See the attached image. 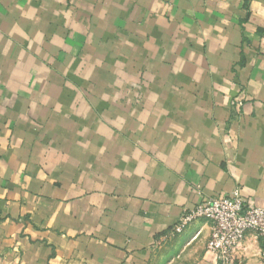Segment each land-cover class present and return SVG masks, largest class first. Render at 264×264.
I'll use <instances>...</instances> for the list:
<instances>
[{"label":"crops","instance_id":"crops-1","mask_svg":"<svg viewBox=\"0 0 264 264\" xmlns=\"http://www.w3.org/2000/svg\"><path fill=\"white\" fill-rule=\"evenodd\" d=\"M236 188L264 207V0H0V264H217L171 229Z\"/></svg>","mask_w":264,"mask_h":264},{"label":"built area","instance_id":"built-area-1","mask_svg":"<svg viewBox=\"0 0 264 264\" xmlns=\"http://www.w3.org/2000/svg\"><path fill=\"white\" fill-rule=\"evenodd\" d=\"M199 219L212 223L207 249L215 255L217 264H236L235 251L251 234L256 235L261 244L264 264V207L246 200L240 188H236L227 197L204 199L184 213L171 232L181 233Z\"/></svg>","mask_w":264,"mask_h":264}]
</instances>
